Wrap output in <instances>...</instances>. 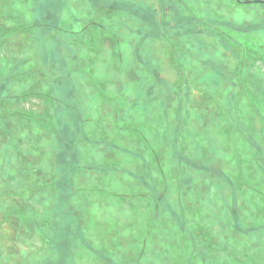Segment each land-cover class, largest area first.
Wrapping results in <instances>:
<instances>
[{"label": "rangeland", "instance_id": "obj_1", "mask_svg": "<svg viewBox=\"0 0 264 264\" xmlns=\"http://www.w3.org/2000/svg\"><path fill=\"white\" fill-rule=\"evenodd\" d=\"M61 2L0 0V264H264V5Z\"/></svg>", "mask_w": 264, "mask_h": 264}, {"label": "trees", "instance_id": "obj_2", "mask_svg": "<svg viewBox=\"0 0 264 264\" xmlns=\"http://www.w3.org/2000/svg\"><path fill=\"white\" fill-rule=\"evenodd\" d=\"M61 1H63V0H56V2L57 3H59V5H60V7L62 6V2ZM44 22V21H43ZM43 22H41V24L43 23ZM156 22V20L154 19V23ZM58 28H60L59 26H58ZM58 54H57V56H55L56 58H57V61L60 59H63L64 58V56H65V53L63 52V56H62V54H61V52H57ZM71 55V54H70ZM72 57L74 58V57H76L75 55H73L72 54ZM21 67L22 66H18V64H16L15 66H11V65H8V68H7V71H8V74H6V75H4V76H1L0 77V81H2L1 82V84H0V96H1V94H2V92H3V89H4V84H5V82L6 81H9L10 82V80L12 79V78H14V76H17L14 72H15V70L16 71H19L20 69H21ZM24 67V66H23ZM75 67H78V66H75ZM71 71V67H69V66H67V67H64V69L63 70H61V71H59V73H57L56 75H54L55 77H54V79L53 78H49V82H50V84L51 85H53V83H56L57 82V84H59L60 82V80L62 79L63 80V78H67L68 76H69V72ZM20 73H21V71H19ZM22 72H23V70H22ZM0 75H1V72H0ZM22 76V79H26L29 75L27 74V72L25 73V72H23V74H21ZM45 75H47V74H45ZM52 75V74H51ZM50 76V74H48V77ZM46 77V76H45ZM52 79V80H51ZM41 82V84H42V86H41V88H38V89H36V90H28L27 89V93H38V94H44V95H48L47 93L48 92H46L45 91V89H46V87H44V86H46V83H43L42 81H40ZM185 83V82H184ZM36 83L35 82H33V81H28V87L29 86H31V85H35ZM182 87L183 86H181V85H178V87H176L175 89H174V91H175V94H177V95H181V93H182V91H183V89H182ZM19 99H20V94H14V93H11L10 94V105L7 107V109H8V112H10L11 110H13V108L11 107L12 105H14L15 103H16V101H19ZM0 108H2L3 109V106H0ZM4 111H2L1 112V114L3 113ZM18 112H21L20 110H18ZM22 113V112H21ZM23 114V113H22ZM26 115V114H25ZM14 116H18V113H16ZM23 116V115H22ZM24 117H28V116H24ZM68 125L66 124V126L65 127H67ZM67 129H69V128H67ZM68 139H69V142L71 141V142H73V139H72V137L71 136H69L68 137Z\"/></svg>", "mask_w": 264, "mask_h": 264}, {"label": "water", "instance_id": "obj_3", "mask_svg": "<svg viewBox=\"0 0 264 264\" xmlns=\"http://www.w3.org/2000/svg\"><path fill=\"white\" fill-rule=\"evenodd\" d=\"M240 3H245V2H255V3H262L264 5V0H237Z\"/></svg>", "mask_w": 264, "mask_h": 264}]
</instances>
